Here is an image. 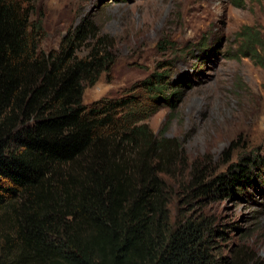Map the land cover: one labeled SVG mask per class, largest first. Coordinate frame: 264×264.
I'll return each mask as SVG.
<instances>
[{
  "label": "trees",
  "instance_id": "16d2710c",
  "mask_svg": "<svg viewBox=\"0 0 264 264\" xmlns=\"http://www.w3.org/2000/svg\"><path fill=\"white\" fill-rule=\"evenodd\" d=\"M33 1L0 0V264H264L245 244L216 255L224 232L208 212L171 222L179 146L146 123L178 94L166 72L83 103L113 68L111 42L83 18L41 49ZM240 34L239 54L264 65L252 28ZM253 164L264 156L192 168L196 198L233 193Z\"/></svg>",
  "mask_w": 264,
  "mask_h": 264
},
{
  "label": "rangeland",
  "instance_id": "374dc122",
  "mask_svg": "<svg viewBox=\"0 0 264 264\" xmlns=\"http://www.w3.org/2000/svg\"><path fill=\"white\" fill-rule=\"evenodd\" d=\"M34 0L31 19L41 22V49L87 18L111 42L114 65L82 102L120 95L154 71H165L178 92L146 120L151 130L176 140L179 172L170 180L172 223L210 213L223 230L214 253L247 245L264 259V168L253 164L227 195L200 200L192 168L202 175L230 163L264 156V65L239 54L241 28L250 26L264 62V0Z\"/></svg>",
  "mask_w": 264,
  "mask_h": 264
},
{
  "label": "bare ground",
  "instance_id": "6f19581e",
  "mask_svg": "<svg viewBox=\"0 0 264 264\" xmlns=\"http://www.w3.org/2000/svg\"><path fill=\"white\" fill-rule=\"evenodd\" d=\"M260 16H259V18L262 20H264V7L260 10Z\"/></svg>",
  "mask_w": 264,
  "mask_h": 264
}]
</instances>
